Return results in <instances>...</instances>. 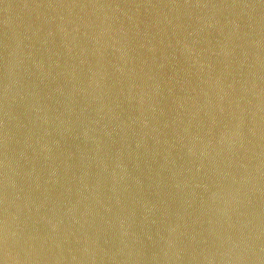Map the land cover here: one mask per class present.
<instances>
[{
    "label": "water",
    "instance_id": "water-1",
    "mask_svg": "<svg viewBox=\"0 0 264 264\" xmlns=\"http://www.w3.org/2000/svg\"><path fill=\"white\" fill-rule=\"evenodd\" d=\"M0 264H264V0H0Z\"/></svg>",
    "mask_w": 264,
    "mask_h": 264
}]
</instances>
